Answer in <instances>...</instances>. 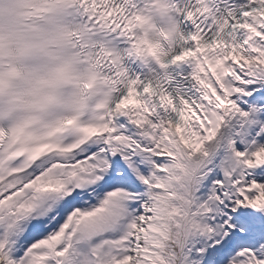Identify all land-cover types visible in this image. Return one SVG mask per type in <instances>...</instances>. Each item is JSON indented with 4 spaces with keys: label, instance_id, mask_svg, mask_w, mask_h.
Instances as JSON below:
<instances>
[{
    "label": "snow or ice",
    "instance_id": "6c2138e0",
    "mask_svg": "<svg viewBox=\"0 0 264 264\" xmlns=\"http://www.w3.org/2000/svg\"><path fill=\"white\" fill-rule=\"evenodd\" d=\"M0 264H264V0H0Z\"/></svg>",
    "mask_w": 264,
    "mask_h": 264
},
{
    "label": "clouds",
    "instance_id": "9594fccd",
    "mask_svg": "<svg viewBox=\"0 0 264 264\" xmlns=\"http://www.w3.org/2000/svg\"><path fill=\"white\" fill-rule=\"evenodd\" d=\"M145 43H146V41H145ZM149 50H154V49L152 48V46L149 45Z\"/></svg>",
    "mask_w": 264,
    "mask_h": 264
}]
</instances>
